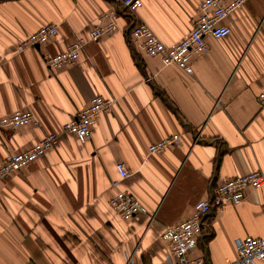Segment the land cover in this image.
I'll return each instance as SVG.
<instances>
[{
    "label": "crops",
    "instance_id": "0c3cea01",
    "mask_svg": "<svg viewBox=\"0 0 264 264\" xmlns=\"http://www.w3.org/2000/svg\"><path fill=\"white\" fill-rule=\"evenodd\" d=\"M203 1L143 0L137 17L170 46L191 32ZM115 8L112 0L0 1V117L30 111L38 119L0 130V166L48 134L59 137L45 156L0 182V264H174L162 239L166 226L188 221L222 180L264 174V0H249L225 20L229 36L207 38L210 51L192 58V75L134 50L123 15L76 66L46 64L45 55L88 38ZM47 25L59 27L57 36L19 52ZM95 96L115 104L81 143L63 126ZM172 136L178 146L149 155ZM119 163L130 173L123 189L148 214L124 220L113 212ZM205 223L192 257L234 261L238 241L264 237V187Z\"/></svg>",
    "mask_w": 264,
    "mask_h": 264
},
{
    "label": "built area",
    "instance_id": "2783aa9c",
    "mask_svg": "<svg viewBox=\"0 0 264 264\" xmlns=\"http://www.w3.org/2000/svg\"><path fill=\"white\" fill-rule=\"evenodd\" d=\"M112 1L116 8L99 18L88 38H77L66 51L60 54L45 55L46 64L55 69L76 66L89 43L97 42L118 30L117 20L123 15L129 18V42L134 50L149 57H159L164 67L177 65L192 75V58L210 51L207 38L220 40L229 36L231 29L225 25V20L249 0H204L200 4L191 32L181 42L170 46L163 43L146 23L138 20L137 15L143 7V0ZM58 32L57 25L44 26L19 44L18 50L22 52L28 48L41 47L57 36ZM258 102L264 109V91L259 94ZM114 104L113 99L102 96L93 97L86 109L64 124L63 132L74 135L81 143L91 141L93 128L99 117L111 112ZM35 123H38V119L33 112L18 111L12 115L0 117V130H19ZM58 140L59 137L51 133L30 149L9 156L0 166V182L9 179L13 174L45 156L57 146ZM179 144V136L168 137L152 144L148 153L149 155L162 153L166 148ZM116 168L118 177L112 181L115 192L110 199L113 212L124 220H132L138 215L148 214L147 208L122 187L130 177L125 165L119 163ZM262 187H264V174L261 171L222 180L212 189L209 199L199 201L195 205L193 216L188 221L166 226L162 239L171 250L174 264H208L204 257L194 258L192 254L204 233L205 221L209 214L222 209L227 204H239L244 199L247 190H258ZM236 250L237 258L229 264L264 263V237H248L240 240L236 243ZM127 264H132V261L129 259Z\"/></svg>",
    "mask_w": 264,
    "mask_h": 264
},
{
    "label": "rangeland",
    "instance_id": "374dc122",
    "mask_svg": "<svg viewBox=\"0 0 264 264\" xmlns=\"http://www.w3.org/2000/svg\"><path fill=\"white\" fill-rule=\"evenodd\" d=\"M1 1V0H0Z\"/></svg>",
    "mask_w": 264,
    "mask_h": 264
}]
</instances>
